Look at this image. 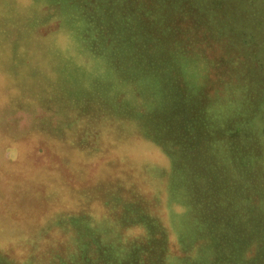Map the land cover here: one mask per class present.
Here are the masks:
<instances>
[{
    "label": "rangeland",
    "instance_id": "374dc122",
    "mask_svg": "<svg viewBox=\"0 0 264 264\" xmlns=\"http://www.w3.org/2000/svg\"><path fill=\"white\" fill-rule=\"evenodd\" d=\"M77 1L0 0V264H264V0Z\"/></svg>",
    "mask_w": 264,
    "mask_h": 264
},
{
    "label": "trees",
    "instance_id": "16d2710c",
    "mask_svg": "<svg viewBox=\"0 0 264 264\" xmlns=\"http://www.w3.org/2000/svg\"><path fill=\"white\" fill-rule=\"evenodd\" d=\"M120 0H110V3L111 5L114 4L115 2H118ZM80 5V9L82 10H86V14H88L85 18H84V23L85 24H93L94 20H95V35L92 36H89V31L88 29H82L79 31V35H80V38L81 40L85 41L86 44H85V48L87 49V51H91L92 54H102V53H108V45L107 44H110L111 45V48H110V53L108 54V57L109 58H113L115 56H118L119 55V52H120V46L118 47H114V43L111 44V34L109 35L108 32H107V29L109 28L108 26L110 25H106L104 22L105 20L100 16V11L96 8V6L92 5V1L91 0H78L77 1ZM104 2L102 1L101 2V5H103ZM155 4H158V2L156 1ZM140 5V4H139ZM82 6V7H81ZM110 7H107V6H103L102 7V11H103V14L105 13V11L107 9H109ZM112 8V7H111ZM253 8V5H251V9ZM140 9V8H139ZM247 11H249L247 9ZM85 14V15H86ZM105 18L108 17V15H104ZM121 21V20H120ZM166 25H168V23L166 22L165 23ZM113 25H116L115 23L112 24ZM94 29V28H93ZM116 31H118V33L116 34L117 36L119 35V29H116ZM84 32V33H83ZM121 37V36H119ZM133 44L131 43L130 47L128 50H130L132 48ZM149 47H154V46H149ZM127 51V50H126ZM138 63V62H136ZM52 92L50 90L47 91V94L49 96H51Z\"/></svg>",
    "mask_w": 264,
    "mask_h": 264
}]
</instances>
